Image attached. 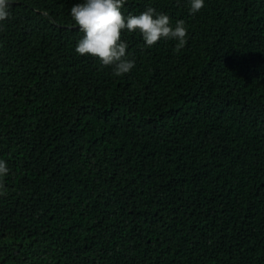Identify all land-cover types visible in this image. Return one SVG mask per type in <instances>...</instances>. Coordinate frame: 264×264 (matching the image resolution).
Instances as JSON below:
<instances>
[{
    "label": "trees",
    "instance_id": "obj_1",
    "mask_svg": "<svg viewBox=\"0 0 264 264\" xmlns=\"http://www.w3.org/2000/svg\"><path fill=\"white\" fill-rule=\"evenodd\" d=\"M84 0L0 22V264H264V0H127L183 21L115 76L75 47Z\"/></svg>",
    "mask_w": 264,
    "mask_h": 264
},
{
    "label": "clouds",
    "instance_id": "obj_2",
    "mask_svg": "<svg viewBox=\"0 0 264 264\" xmlns=\"http://www.w3.org/2000/svg\"><path fill=\"white\" fill-rule=\"evenodd\" d=\"M127 0H84L74 5L70 15L82 33L75 51L80 56H91L103 67H112L114 75L119 77L129 73L134 61L127 58L128 44L122 40V33H138L145 47L156 45L161 39L176 41L179 51L187 43L188 29L183 21H177L173 27L168 15L156 13L147 8L138 15L122 12ZM10 0H0V22L9 16ZM204 7V0H190V13H198ZM8 174V168L0 160V178ZM0 189L6 191L0 181ZM3 192H0L2 195Z\"/></svg>",
    "mask_w": 264,
    "mask_h": 264
}]
</instances>
